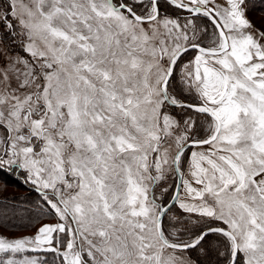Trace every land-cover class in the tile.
<instances>
[{
  "label": "snow or ice",
  "instance_id": "1",
  "mask_svg": "<svg viewBox=\"0 0 264 264\" xmlns=\"http://www.w3.org/2000/svg\"><path fill=\"white\" fill-rule=\"evenodd\" d=\"M165 3L189 15L0 0V174L23 172L56 221L0 233V264H195L179 253L213 234L226 264H264V25L249 0ZM170 176L190 214L171 230Z\"/></svg>",
  "mask_w": 264,
  "mask_h": 264
},
{
  "label": "trees",
  "instance_id": "2",
  "mask_svg": "<svg viewBox=\"0 0 264 264\" xmlns=\"http://www.w3.org/2000/svg\"><path fill=\"white\" fill-rule=\"evenodd\" d=\"M161 3L164 1H160ZM249 8V12L264 16V0H249ZM203 20L211 27L207 19ZM24 175L23 172L12 175L0 174V228L7 233L33 230L53 219L40 194L30 183L25 182ZM174 207L176 206H173L171 210ZM168 214L169 212L164 217L165 224ZM191 231L197 233L199 227ZM177 237L179 240L187 239L178 233ZM222 240V237L213 234L207 237L205 242H202V244H206L205 253L204 251L197 253V248L189 250L196 252L200 264H226V260L222 262L224 258L219 256L217 251L218 246H220V250H223ZM34 254L38 255L37 253H28V255ZM44 259L48 261V264H53L54 256L48 253Z\"/></svg>",
  "mask_w": 264,
  "mask_h": 264
},
{
  "label": "rangeland",
  "instance_id": "3",
  "mask_svg": "<svg viewBox=\"0 0 264 264\" xmlns=\"http://www.w3.org/2000/svg\"><path fill=\"white\" fill-rule=\"evenodd\" d=\"M162 1V0H160ZM161 11L162 12H166L168 15L170 16H176L177 14H179L182 18L184 16H188L187 13L185 12H179L177 13V10L167 6V4L165 3H161ZM248 16L249 18L252 20V22L257 26V27H261L262 25H264V16L258 14V13H254V12H248ZM198 23L202 26V27H207L209 29V33H211V27L210 25L203 19H200L198 20ZM0 34H3V31L0 30ZM192 55V53H189L188 56H186L184 59L185 61ZM174 86L176 84V82L174 81ZM173 112V114H177L179 113V115L177 116V118L179 119L181 115H183L179 109H172L171 110ZM182 170L187 173V170H188V165L187 163L185 162L184 165H183V168ZM175 182H176V178L174 176H170L169 179L165 182H162L165 184V186H168L169 190L168 192L164 193L163 196L161 197V199L158 201L159 203H162V204H165L167 203V201L170 199V197L172 196V193L174 191V187H175ZM31 184V183H30ZM32 185V184H31ZM33 186V185H32ZM156 194L157 196H160V189L157 188L156 190ZM183 199V196L181 197ZM175 206L171 212H169L168 214V217H167V221H166V224L169 225V228L171 226L170 224V218L173 217V216H179V217H182V218H187L190 216V214H187V213H184L182 212L181 209H179L178 207V202H175ZM192 219H195L194 216L191 217ZM56 221L54 219H52L50 222H46V223H55ZM39 227V226H38ZM184 227L186 229H188V231H181L179 232L178 234L182 235L184 238H187V239H184V240H189L191 237H193L196 233V231L193 233L191 230H196L198 227L197 226H194V225H191V224H187L185 223L184 224ZM171 230V228H170ZM36 232V229H33V230H29V231H24V232H13V233H10V232H4V230H2L0 228V233H3L5 236H9V237H23V236H32L34 235ZM202 247L204 249V253H205V247H206V244H202ZM197 253H202L201 250H200V247H197ZM38 255L34 254V255H30V256H37L41 259H44L45 255L48 254V253H37ZM180 255H187L189 256L193 261H195V264H200L199 260H198V257H197V254L196 252L192 251V250H187L186 253H179ZM225 259L222 260V262H224Z\"/></svg>",
  "mask_w": 264,
  "mask_h": 264
},
{
  "label": "water",
  "instance_id": "4",
  "mask_svg": "<svg viewBox=\"0 0 264 264\" xmlns=\"http://www.w3.org/2000/svg\"><path fill=\"white\" fill-rule=\"evenodd\" d=\"M163 1H165V0H163ZM185 13H186V12H185ZM178 183H179V179L176 178L175 185L178 184ZM174 192H175V187H174V191H173L172 195L174 194ZM171 197H172V196H171ZM171 197H170V199L167 201V203L164 204L165 206H168V205H174V204H175V201H172V200H171Z\"/></svg>",
  "mask_w": 264,
  "mask_h": 264
}]
</instances>
